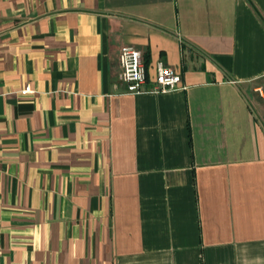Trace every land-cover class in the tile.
Wrapping results in <instances>:
<instances>
[{
  "label": "crops",
  "instance_id": "1",
  "mask_svg": "<svg viewBox=\"0 0 264 264\" xmlns=\"http://www.w3.org/2000/svg\"><path fill=\"white\" fill-rule=\"evenodd\" d=\"M0 264H264V0H0Z\"/></svg>",
  "mask_w": 264,
  "mask_h": 264
},
{
  "label": "built area",
  "instance_id": "2",
  "mask_svg": "<svg viewBox=\"0 0 264 264\" xmlns=\"http://www.w3.org/2000/svg\"><path fill=\"white\" fill-rule=\"evenodd\" d=\"M120 78L126 83L127 91L140 92H166L175 88H184L180 85L181 75L171 66L162 61L156 62V72L151 85L145 87L147 81V68L142 53L136 48L124 45L119 50ZM31 92L27 85L20 90L21 94Z\"/></svg>",
  "mask_w": 264,
  "mask_h": 264
},
{
  "label": "trees",
  "instance_id": "3",
  "mask_svg": "<svg viewBox=\"0 0 264 264\" xmlns=\"http://www.w3.org/2000/svg\"><path fill=\"white\" fill-rule=\"evenodd\" d=\"M144 63H145V65L147 66V62H146V59L144 58Z\"/></svg>",
  "mask_w": 264,
  "mask_h": 264
}]
</instances>
